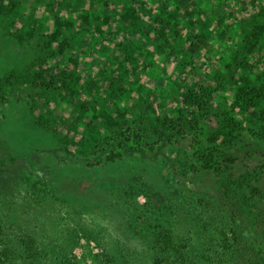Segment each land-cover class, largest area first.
Wrapping results in <instances>:
<instances>
[{"label": "rangeland", "instance_id": "374dc122", "mask_svg": "<svg viewBox=\"0 0 264 264\" xmlns=\"http://www.w3.org/2000/svg\"><path fill=\"white\" fill-rule=\"evenodd\" d=\"M74 256L264 264V0H0V264Z\"/></svg>", "mask_w": 264, "mask_h": 264}, {"label": "trees", "instance_id": "16d2710c", "mask_svg": "<svg viewBox=\"0 0 264 264\" xmlns=\"http://www.w3.org/2000/svg\"><path fill=\"white\" fill-rule=\"evenodd\" d=\"M207 42L204 40V38L200 35H196L193 42H191L187 48V51L189 54L195 53L199 48H207ZM79 257L74 256L72 261V264H80L79 263Z\"/></svg>", "mask_w": 264, "mask_h": 264}]
</instances>
